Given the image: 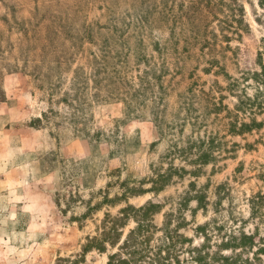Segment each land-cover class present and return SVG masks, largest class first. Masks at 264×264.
Segmentation results:
<instances>
[{"label":"rangeland","instance_id":"374dc122","mask_svg":"<svg viewBox=\"0 0 264 264\" xmlns=\"http://www.w3.org/2000/svg\"><path fill=\"white\" fill-rule=\"evenodd\" d=\"M153 187L154 239L264 236V0H0V264L106 263Z\"/></svg>","mask_w":264,"mask_h":264},{"label":"trees","instance_id":"16d2710c","mask_svg":"<svg viewBox=\"0 0 264 264\" xmlns=\"http://www.w3.org/2000/svg\"><path fill=\"white\" fill-rule=\"evenodd\" d=\"M259 77L258 73H254ZM254 123V121H253ZM242 129L251 130V124L242 123ZM257 126V125H254ZM205 155H201L203 161ZM201 161V162H202ZM126 192L116 197L117 200H124V206L120 207L116 215L105 213L98 235L88 237L83 250L97 249L105 252L107 245L116 247V251L108 254V260L104 264H182L179 254L184 251L190 253V259L196 264H259L261 258L259 253L264 252V236H255L254 232H239L232 234L221 243L222 246L233 247L229 254H219L211 257L208 251H204L205 244L199 246H185V243L192 244V240L182 235L177 228L170 229L168 221L163 223L162 233L157 239L153 235L159 230L152 222L153 215L160 212L162 205L151 200L139 206L128 203V194L142 195L148 191H157V187L147 190L127 189ZM131 194V195H132ZM114 200V199H113ZM112 200V201H113ZM200 201V199H198ZM187 201V200H185ZM185 201L180 204L186 205ZM251 204V217L264 218V192H259L249 200ZM134 225L124 233L129 222ZM177 224H181L179 221ZM255 229L256 226H255ZM207 235H204L206 239ZM204 240V239H203ZM256 250L253 251V248ZM228 249V248H225ZM252 250V251H251ZM253 256L249 257V253Z\"/></svg>","mask_w":264,"mask_h":264}]
</instances>
